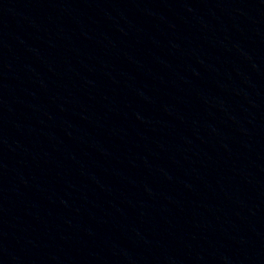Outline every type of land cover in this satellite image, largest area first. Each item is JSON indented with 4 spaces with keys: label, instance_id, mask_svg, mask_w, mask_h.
<instances>
[{
    "label": "water",
    "instance_id": "obj_1",
    "mask_svg": "<svg viewBox=\"0 0 264 264\" xmlns=\"http://www.w3.org/2000/svg\"><path fill=\"white\" fill-rule=\"evenodd\" d=\"M0 264H264V0H0Z\"/></svg>",
    "mask_w": 264,
    "mask_h": 264
}]
</instances>
